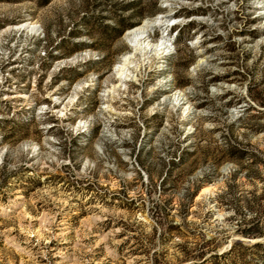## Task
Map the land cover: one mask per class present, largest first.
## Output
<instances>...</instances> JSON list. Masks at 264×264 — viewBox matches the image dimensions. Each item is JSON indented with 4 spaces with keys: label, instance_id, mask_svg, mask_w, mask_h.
<instances>
[{
    "label": "rangeland",
    "instance_id": "374dc122",
    "mask_svg": "<svg viewBox=\"0 0 264 264\" xmlns=\"http://www.w3.org/2000/svg\"><path fill=\"white\" fill-rule=\"evenodd\" d=\"M166 9L0 0V264H264L241 232L264 178V0H179L166 53L109 100L125 31Z\"/></svg>",
    "mask_w": 264,
    "mask_h": 264
},
{
    "label": "bare ground",
    "instance_id": "6f19581e",
    "mask_svg": "<svg viewBox=\"0 0 264 264\" xmlns=\"http://www.w3.org/2000/svg\"><path fill=\"white\" fill-rule=\"evenodd\" d=\"M166 6V11L156 15L151 19H145L140 24L128 28L124 33V39L129 45L130 50L120 57V60L116 66L115 72V84L110 86L108 90L110 97L109 100H113L117 95L119 89H124L128 83L134 80L135 74L133 68L134 60L137 56L141 64H144L150 60L151 57H161L166 53L168 47L167 36L163 34L169 26V23L175 21L173 16V7L179 0H162ZM264 12V11H262ZM28 26L23 23L17 27ZM34 27V26H31ZM160 29L162 31L161 36L156 41L150 39L152 29Z\"/></svg>",
    "mask_w": 264,
    "mask_h": 264
},
{
    "label": "trees",
    "instance_id": "16d2710c",
    "mask_svg": "<svg viewBox=\"0 0 264 264\" xmlns=\"http://www.w3.org/2000/svg\"><path fill=\"white\" fill-rule=\"evenodd\" d=\"M175 32H177V29L175 30ZM224 150L227 152V157L229 159H240V158H243L244 156H249V155L251 157H256V153L253 151L251 147H248V145L239 143L238 141H234L233 143H227L226 148ZM253 161L254 162L259 161V163H261L264 166V160L256 158ZM258 179L259 181H261V184H260L261 186L259 188L254 186V189H252V191L250 192H253L255 190H260V193L258 195L251 193V197L244 204V207H246L247 210L252 211L255 215V217L253 216L245 222V225L241 230V232L247 236H261L264 234V232H262L260 230V227L257 225L258 220L254 221L258 219L260 216L264 215V178L258 177ZM235 186L237 185L229 184L225 186V189H223L220 194H217V197L220 200L216 201L215 203L218 204L219 206L232 207V204L230 203V201L228 199H225L224 197L228 195L232 191V188H234ZM262 244L264 245V242ZM254 245L258 246V245H261V243L257 242ZM233 247L234 246H231V248L227 252L216 255L215 257L218 256V257L226 258V256L229 255V253H231Z\"/></svg>",
    "mask_w": 264,
    "mask_h": 264
}]
</instances>
